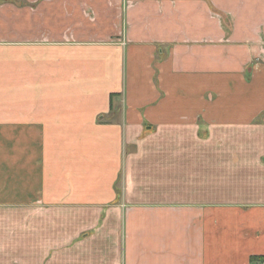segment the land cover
Segmentation results:
<instances>
[{
    "label": "crops",
    "instance_id": "0c3cea01",
    "mask_svg": "<svg viewBox=\"0 0 264 264\" xmlns=\"http://www.w3.org/2000/svg\"><path fill=\"white\" fill-rule=\"evenodd\" d=\"M260 255L264 0H0V264Z\"/></svg>",
    "mask_w": 264,
    "mask_h": 264
},
{
    "label": "rangeland",
    "instance_id": "374dc122",
    "mask_svg": "<svg viewBox=\"0 0 264 264\" xmlns=\"http://www.w3.org/2000/svg\"><path fill=\"white\" fill-rule=\"evenodd\" d=\"M256 96H257L256 93H251V92L249 93V92H248V93H243V96H242V97H243V100H244V101H245V100H248V101H249V100H251L252 98H256ZM230 98H234V97L231 96ZM262 114H263V113H262ZM260 116H261V114H260ZM259 118H260V117H259Z\"/></svg>",
    "mask_w": 264,
    "mask_h": 264
},
{
    "label": "trees",
    "instance_id": "16d2710c",
    "mask_svg": "<svg viewBox=\"0 0 264 264\" xmlns=\"http://www.w3.org/2000/svg\"><path fill=\"white\" fill-rule=\"evenodd\" d=\"M253 258H256L257 260L261 261L262 263H264V255H260V256H255Z\"/></svg>",
    "mask_w": 264,
    "mask_h": 264
}]
</instances>
